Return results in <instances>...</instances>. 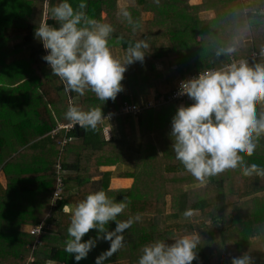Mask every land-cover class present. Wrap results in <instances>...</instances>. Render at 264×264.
<instances>
[{"label":"trees","instance_id":"16d2710c","mask_svg":"<svg viewBox=\"0 0 264 264\" xmlns=\"http://www.w3.org/2000/svg\"><path fill=\"white\" fill-rule=\"evenodd\" d=\"M57 2L0 0V264H77L64 250L71 217L64 206L72 209L99 190L127 204L119 220L140 216L105 264H138L146 244L171 245L187 234L199 237L192 264H231L244 253L264 264V177L236 169L200 183L175 158L170 135L177 108L193 102L171 98L182 80L234 59L264 60L252 57L264 50V0H85L88 17L112 25L114 57H125L135 41L149 45L142 62L126 66L123 91L104 104L87 90L83 96L65 92L42 59L47 52L34 29L41 21L55 25L48 8ZM80 2L70 0L77 10ZM208 11L211 17L201 16ZM224 46L238 50L217 58L215 50ZM150 95L155 105H148ZM70 102L83 110L102 107L113 130L106 131L104 120L96 131L60 128L71 125L64 119ZM125 105L139 111L125 113ZM242 159L264 168V137ZM121 163L131 165L121 176L132 184L110 188L112 173L104 168ZM58 179L61 197L53 203ZM188 209L195 210L190 219L183 215ZM115 226L110 222L108 230ZM34 227L40 234L30 232ZM96 235L90 230L83 240ZM109 247L99 240L78 264H95Z\"/></svg>","mask_w":264,"mask_h":264},{"label":"clouds","instance_id":"9594fccd","mask_svg":"<svg viewBox=\"0 0 264 264\" xmlns=\"http://www.w3.org/2000/svg\"><path fill=\"white\" fill-rule=\"evenodd\" d=\"M81 0L74 9L70 0H58L48 8V15L55 25L39 22L34 29V38L42 43L47 62L54 76L64 83L65 92L83 96L87 91L95 94L103 104L115 100L123 91L121 81L127 65L143 61L148 43L141 39L130 43L123 60L113 56L109 38L114 29L111 24L88 17ZM121 15L135 29L131 13L121 10ZM236 46H224L215 50L217 58L230 57L237 52ZM264 51V50H262ZM179 95L189 97L191 104L177 108L171 121V149L185 170L200 183L226 170L239 169L244 176L264 177V168L253 163L246 164L243 156H251L257 140L264 137V60L250 61L234 59L220 67L200 71L198 75L180 82ZM64 119L72 127L79 125L86 131L98 130L105 119L102 107L87 110L70 102ZM127 204L110 198L104 190L86 195L69 209L70 224L67 229L65 252L74 254L77 262L86 259L99 240L110 242V247L95 259V264L105 261L124 246V233L140 216L119 220ZM193 209L184 212L190 219ZM110 222L115 228L108 230ZM107 226V227H106ZM97 231L96 237L83 240L90 230ZM156 240L146 244L138 264H192L197 258L199 237L191 234L172 239ZM231 264H254L249 254L231 258Z\"/></svg>","mask_w":264,"mask_h":264},{"label":"crops","instance_id":"0c3cea01","mask_svg":"<svg viewBox=\"0 0 264 264\" xmlns=\"http://www.w3.org/2000/svg\"><path fill=\"white\" fill-rule=\"evenodd\" d=\"M199 1L200 0H196V1L192 0L193 3H198ZM201 16L202 17H211L212 13H211V11L203 12V13H201ZM116 56H115V58H117V59H120V60L124 59L123 56L122 57H118V56L116 57ZM147 100H149L148 102L151 103L152 105H155V103L152 102V100H153L152 95H150V98H148ZM113 123L114 122H108V124H109L108 127L110 128V131L113 130V128H114ZM104 169L110 170L112 173L111 179H110V188H126L132 184L133 179L131 177L121 176V173L130 172L132 170L131 165L129 163H126V164L121 163V164H118L116 166L106 167Z\"/></svg>","mask_w":264,"mask_h":264},{"label":"built area","instance_id":"2783aa9c","mask_svg":"<svg viewBox=\"0 0 264 264\" xmlns=\"http://www.w3.org/2000/svg\"><path fill=\"white\" fill-rule=\"evenodd\" d=\"M260 14L261 15H264V10L263 11H260ZM261 55H264V51H262L261 52V54H257V53H253L252 54V57L253 58H256V57H258V56H261ZM194 77V76H193ZM180 85V84H179ZM179 85H178V87L176 88V90L174 91V93H173V95H172V99H183V97H185L186 95H179V92H178V90H179ZM149 106H152V104L151 103H149L148 104ZM123 111L126 113V112H129V111H133L134 113L135 112H138L139 111V109L138 108H136V107H134V106H128V105H125L124 106V108H123ZM111 118V117H110ZM62 127H64V128H71L72 126L71 125H62V126H60V128H62ZM56 131H57V129H56ZM61 187H62V183H61V180L60 179H58V184H57V189H56V191L54 192V196L52 197V201H53V203L56 201V199L57 198H59V197H61ZM30 232L31 233H33V234H40V228L39 227H34V228H32L31 230H30Z\"/></svg>","mask_w":264,"mask_h":264},{"label":"rangeland","instance_id":"374dc122","mask_svg":"<svg viewBox=\"0 0 264 264\" xmlns=\"http://www.w3.org/2000/svg\"><path fill=\"white\" fill-rule=\"evenodd\" d=\"M193 1H196V0H193ZM44 5V4H43ZM119 5L120 6H125L126 5V1H119ZM45 7V6H44ZM45 11L43 10V13H44ZM149 16V14H146V17H148ZM117 54V53H116ZM122 57V56H121ZM150 98V97H149ZM109 119L107 120H104L103 121V123H105V127H107V126H109V124H108V122L110 121V117H108ZM106 131H108V127L106 128Z\"/></svg>","mask_w":264,"mask_h":264}]
</instances>
